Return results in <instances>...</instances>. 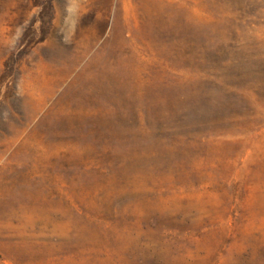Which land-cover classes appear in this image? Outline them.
<instances>
[{"label": "rangeland", "instance_id": "rangeland-1", "mask_svg": "<svg viewBox=\"0 0 264 264\" xmlns=\"http://www.w3.org/2000/svg\"><path fill=\"white\" fill-rule=\"evenodd\" d=\"M0 264H264V0H0Z\"/></svg>", "mask_w": 264, "mask_h": 264}]
</instances>
